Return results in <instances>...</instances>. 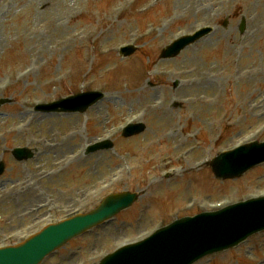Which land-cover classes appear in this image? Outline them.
<instances>
[{"label": "rangeland", "instance_id": "rangeland-1", "mask_svg": "<svg viewBox=\"0 0 264 264\" xmlns=\"http://www.w3.org/2000/svg\"><path fill=\"white\" fill-rule=\"evenodd\" d=\"M204 26L213 28L209 36L159 59L176 37ZM122 45L139 55L122 59ZM130 72L139 80L114 86ZM93 90L105 99L84 115L32 111ZM0 99L10 103L0 107V149L8 148L0 246L90 212L111 193L142 194L42 263L91 264L175 219L264 195V165L227 181L197 167L238 144L264 142V0H0ZM132 120L146 131L122 140ZM110 136L114 150L81 157V148ZM23 146L37 153L15 163L10 150ZM254 237L197 264H264V233Z\"/></svg>", "mask_w": 264, "mask_h": 264}, {"label": "water", "instance_id": "water-1", "mask_svg": "<svg viewBox=\"0 0 264 264\" xmlns=\"http://www.w3.org/2000/svg\"><path fill=\"white\" fill-rule=\"evenodd\" d=\"M206 32L207 30H202L193 38L181 40L165 51L163 57L177 54L182 46ZM68 101L71 106L67 108L75 111L84 110L86 103L92 99L89 94L70 98ZM262 161L264 144H254L222 155L213 165V172L216 177L235 178ZM133 199L135 197L128 194L111 196L98 211L49 226L22 245L0 250V264H38L72 237L128 207ZM261 229H264V198L227 208L215 215L176 222L147 242L119 250L100 264H191L198 257L229 248L243 237Z\"/></svg>", "mask_w": 264, "mask_h": 264}]
</instances>
